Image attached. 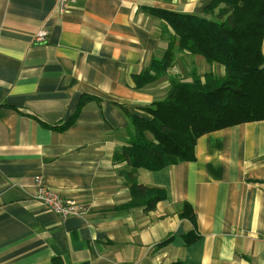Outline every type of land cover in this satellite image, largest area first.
<instances>
[{
	"label": "crops",
	"instance_id": "obj_1",
	"mask_svg": "<svg viewBox=\"0 0 264 264\" xmlns=\"http://www.w3.org/2000/svg\"><path fill=\"white\" fill-rule=\"evenodd\" d=\"M209 2L0 0V264H264V120L204 134L193 161L159 171L113 157L130 128L120 106L149 119L140 108L168 88L140 77L167 50L144 9ZM261 48L264 61V34ZM129 172L164 198L146 208ZM37 176L87 213L39 204Z\"/></svg>",
	"mask_w": 264,
	"mask_h": 264
},
{
	"label": "trees",
	"instance_id": "obj_2",
	"mask_svg": "<svg viewBox=\"0 0 264 264\" xmlns=\"http://www.w3.org/2000/svg\"><path fill=\"white\" fill-rule=\"evenodd\" d=\"M144 12L160 21L167 50L162 60L152 61V73L140 77L149 82L165 77L168 88L163 99L140 108L149 119L120 106L130 128L115 161L133 170L159 171L193 161L196 141L204 134L264 120V0H210L201 15L155 8ZM173 50L222 66L223 74L192 71L189 81L170 75ZM86 100L81 98L78 109ZM125 177L134 196L146 199V208L164 198L162 190L138 184L132 172Z\"/></svg>",
	"mask_w": 264,
	"mask_h": 264
},
{
	"label": "built area",
	"instance_id": "obj_3",
	"mask_svg": "<svg viewBox=\"0 0 264 264\" xmlns=\"http://www.w3.org/2000/svg\"><path fill=\"white\" fill-rule=\"evenodd\" d=\"M73 1L74 0H56L58 10L63 12L66 6L71 4ZM46 36L47 32L41 30L37 32L34 37L36 42L43 43L46 40ZM33 199L48 210L57 214L61 219L72 216H83L88 211L86 207L74 200L61 198L57 193L53 192L43 183L41 176H37L35 178V191Z\"/></svg>",
	"mask_w": 264,
	"mask_h": 264
},
{
	"label": "rangeland",
	"instance_id": "obj_4",
	"mask_svg": "<svg viewBox=\"0 0 264 264\" xmlns=\"http://www.w3.org/2000/svg\"><path fill=\"white\" fill-rule=\"evenodd\" d=\"M165 37L168 38V36L166 35ZM173 59H175V63L173 67L170 69V73H169L170 75L179 74L180 76L182 75L184 78H186V80L188 81L190 80L189 74L192 71H195L197 75H202L208 72H212L214 75H221L220 73L221 66L208 65L200 57L183 55L182 53L173 50Z\"/></svg>",
	"mask_w": 264,
	"mask_h": 264
}]
</instances>
